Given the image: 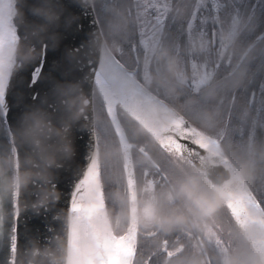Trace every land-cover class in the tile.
Listing matches in <instances>:
<instances>
[{"label":"snow or ice","instance_id":"1","mask_svg":"<svg viewBox=\"0 0 264 264\" xmlns=\"http://www.w3.org/2000/svg\"><path fill=\"white\" fill-rule=\"evenodd\" d=\"M0 264H264V0H0Z\"/></svg>","mask_w":264,"mask_h":264},{"label":"water","instance_id":"2","mask_svg":"<svg viewBox=\"0 0 264 264\" xmlns=\"http://www.w3.org/2000/svg\"><path fill=\"white\" fill-rule=\"evenodd\" d=\"M53 127L55 128L56 125L53 124ZM58 191H61V192H62L63 189H62V188H58ZM31 202H33V203L36 202V198H35V197L32 198ZM28 227H29L30 229H33V230L37 231V233H38V235H37V239H38V240H41L42 237H41V235H39V234L44 233L45 217L41 216V217H38V218H30V219H29V222H28ZM50 227H51V225H50ZM43 239H50V237H48V236L45 234L44 237H43ZM37 247H38L40 250H43V248H44V247H48V245L45 244V243H39V244L37 245Z\"/></svg>","mask_w":264,"mask_h":264}]
</instances>
